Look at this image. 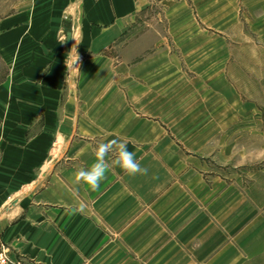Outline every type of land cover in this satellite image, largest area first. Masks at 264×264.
Here are the masks:
<instances>
[{
  "label": "crops",
  "instance_id": "0c3cea01",
  "mask_svg": "<svg viewBox=\"0 0 264 264\" xmlns=\"http://www.w3.org/2000/svg\"><path fill=\"white\" fill-rule=\"evenodd\" d=\"M151 3L35 0L0 17V252L10 259L242 264L264 253V201L213 174L226 160L212 156L207 83L228 78L205 52L219 46L146 47L138 25ZM64 22L79 41L69 50ZM111 140L147 173L129 174L113 151L98 188L77 181Z\"/></svg>",
  "mask_w": 264,
  "mask_h": 264
},
{
  "label": "rangeland",
  "instance_id": "374dc122",
  "mask_svg": "<svg viewBox=\"0 0 264 264\" xmlns=\"http://www.w3.org/2000/svg\"><path fill=\"white\" fill-rule=\"evenodd\" d=\"M34 1L0 0V17L32 8ZM236 1L238 16L233 20L235 0H174L170 6L164 0H152L141 14L138 29L145 33L146 47L153 42L156 47L219 46L216 52H205L207 59L220 61L221 69L225 65L228 78L227 82L207 83L212 156L226 160L212 162L213 174L236 181L264 201V0ZM169 24L174 34L168 32ZM196 31L198 35L192 37ZM214 70L218 68L212 69V75ZM7 71L0 58V82ZM242 264H264V253Z\"/></svg>",
  "mask_w": 264,
  "mask_h": 264
},
{
  "label": "clouds",
  "instance_id": "9594fccd",
  "mask_svg": "<svg viewBox=\"0 0 264 264\" xmlns=\"http://www.w3.org/2000/svg\"><path fill=\"white\" fill-rule=\"evenodd\" d=\"M72 38L79 44V41L74 38L73 32ZM62 42L65 40V36L61 38ZM79 56L77 54L76 47H73L68 53L67 62L65 66L69 71L75 75L78 68ZM113 151L117 152V158L113 161L114 164L119 165L129 174L144 173L146 174L148 169L141 168L140 164L135 159V153L128 150V146L125 142L111 140L109 142L100 143L96 150V159L86 169H80L76 174L77 181H83L86 185L92 189L99 187L101 181L104 179L106 172L109 169V163L106 162V157Z\"/></svg>",
  "mask_w": 264,
  "mask_h": 264
},
{
  "label": "water",
  "instance_id": "95a60500",
  "mask_svg": "<svg viewBox=\"0 0 264 264\" xmlns=\"http://www.w3.org/2000/svg\"><path fill=\"white\" fill-rule=\"evenodd\" d=\"M63 27L65 29V49L69 50L71 46V32H72V27L69 23L64 22Z\"/></svg>",
  "mask_w": 264,
  "mask_h": 264
},
{
  "label": "built area",
  "instance_id": "2783aa9c",
  "mask_svg": "<svg viewBox=\"0 0 264 264\" xmlns=\"http://www.w3.org/2000/svg\"><path fill=\"white\" fill-rule=\"evenodd\" d=\"M0 264H23L20 259H10L5 254L0 253Z\"/></svg>",
  "mask_w": 264,
  "mask_h": 264
}]
</instances>
